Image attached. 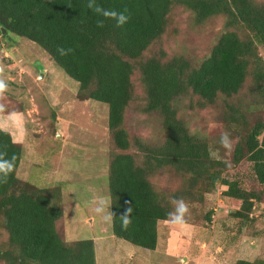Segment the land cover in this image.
Returning a JSON list of instances; mask_svg holds the SVG:
<instances>
[{"label": "trees", "instance_id": "trees-1", "mask_svg": "<svg viewBox=\"0 0 264 264\" xmlns=\"http://www.w3.org/2000/svg\"><path fill=\"white\" fill-rule=\"evenodd\" d=\"M88 0H0V26L44 49L66 74L78 82L77 97L108 104V129L116 152L111 156L108 186L112 232L134 246L155 250L161 222L169 221L172 201L201 202L218 184L223 194L241 201L228 236L234 242L253 222L256 202L264 200V0H96L124 12L128 23L113 21L87 7ZM176 6L190 10L195 22L224 16V29L201 59L184 54L167 57L151 48L166 33ZM0 32H2L0 28ZM67 50L61 56L58 48ZM139 73L146 97L145 113H158L166 135L155 145L132 137L125 125L135 100L133 76ZM250 82L252 100L242 95ZM188 109L222 106L223 119L238 138L230 159L210 156V141L192 131L178 104ZM228 127V126H227ZM135 146L142 157L130 152ZM23 146L0 127V151L16 156L7 184H0V243L3 264H97L94 239L67 241L58 229L64 216L62 186L39 187L18 176ZM212 151V149H211ZM247 161L256 180L246 187L230 173ZM173 168L185 185L160 191L151 180ZM131 208V223L121 228L120 215ZM211 213L207 220H210ZM234 264H264V258L238 259Z\"/></svg>", "mask_w": 264, "mask_h": 264}, {"label": "rangeland", "instance_id": "rangeland-1", "mask_svg": "<svg viewBox=\"0 0 264 264\" xmlns=\"http://www.w3.org/2000/svg\"><path fill=\"white\" fill-rule=\"evenodd\" d=\"M224 24V16L198 24L190 10L176 6L166 33L150 52L163 49L167 57L184 54L201 59L210 51ZM6 33L0 32V79L7 84L0 96V127L23 146L19 178L39 187L62 186L64 216L58 229L67 241L94 239L97 264H234L238 259L264 258V200L256 202L253 222L233 242L228 236L234 223L230 211L238 209L241 201L225 196L227 186L221 184L201 202L186 201L189 212L185 223L161 222L155 250L116 238L112 220L105 219L111 215L109 166L117 151L108 129V104L80 100L78 82L56 65L44 49L29 39ZM260 53L264 57L263 47ZM133 82L135 100L127 111L125 125L132 137L158 145L166 135L162 118L158 113L143 112L146 92L138 72ZM250 94L248 81L242 95L249 102ZM178 105L192 131L209 139L213 155L230 159L238 138L224 121L226 111H222V106L191 110L187 98ZM225 132L232 139L230 151L218 143ZM130 152L142 160L135 146ZM230 171L233 177L240 176L246 187L256 186L247 161ZM151 180L160 191H175L185 185L183 175L170 167L161 169ZM7 237L0 226V243Z\"/></svg>", "mask_w": 264, "mask_h": 264}, {"label": "clouds", "instance_id": "clouds-1", "mask_svg": "<svg viewBox=\"0 0 264 264\" xmlns=\"http://www.w3.org/2000/svg\"><path fill=\"white\" fill-rule=\"evenodd\" d=\"M87 7L103 17V20L100 21V26H103L104 21H113L116 28H123L128 23L129 17L124 12L103 8L96 3V0H88ZM57 52L61 56L67 55V50L62 47L58 48ZM6 90L7 84L4 80L0 79V96H3ZM2 107L3 106L0 105V109H2ZM218 143L222 148L229 151L233 147L232 139L226 132L221 135ZM209 152L210 156H212L213 153L211 149ZM6 157L7 152L0 151V184H7L9 177L15 170L16 156L13 155L10 159ZM172 203L174 205V210L167 214L169 221L178 225L185 223V218L189 212L188 204L182 198L174 199ZM97 211L102 212L103 209H97ZM130 212L131 208L127 209L120 215L121 228L123 230H126L131 223L129 216ZM105 219L110 222L112 220V216L108 215Z\"/></svg>", "mask_w": 264, "mask_h": 264}, {"label": "water", "instance_id": "water-1", "mask_svg": "<svg viewBox=\"0 0 264 264\" xmlns=\"http://www.w3.org/2000/svg\"><path fill=\"white\" fill-rule=\"evenodd\" d=\"M0 28H1L2 32H6V31H7V30H6V28H5V27H3V26H0ZM232 211H235V209H234V210H232Z\"/></svg>", "mask_w": 264, "mask_h": 264}]
</instances>
